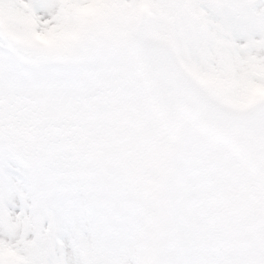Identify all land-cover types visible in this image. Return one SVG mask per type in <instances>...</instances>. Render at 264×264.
Listing matches in <instances>:
<instances>
[{"label": "snow or ice", "instance_id": "obj_1", "mask_svg": "<svg viewBox=\"0 0 264 264\" xmlns=\"http://www.w3.org/2000/svg\"><path fill=\"white\" fill-rule=\"evenodd\" d=\"M0 264H264V0H0Z\"/></svg>", "mask_w": 264, "mask_h": 264}]
</instances>
